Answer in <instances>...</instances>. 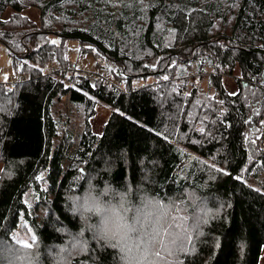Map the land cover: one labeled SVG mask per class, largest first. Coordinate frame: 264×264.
<instances>
[{"label":"trees","instance_id":"16d2710c","mask_svg":"<svg viewBox=\"0 0 264 264\" xmlns=\"http://www.w3.org/2000/svg\"><path fill=\"white\" fill-rule=\"evenodd\" d=\"M67 40L114 62L118 84L71 73ZM0 42L20 76L0 84V162L13 166L0 175V264L17 239L50 264L49 250L80 228L66 193H83L89 176L130 192V207L142 192L176 197L169 241L144 248L141 264L260 263L264 0H0ZM55 62L66 70L45 73ZM227 69L240 71L237 100L202 83ZM63 97L82 108L74 128L56 121ZM98 102L113 109L101 134ZM84 239L72 264H121L117 249Z\"/></svg>","mask_w":264,"mask_h":264},{"label":"clouds","instance_id":"9594fccd","mask_svg":"<svg viewBox=\"0 0 264 264\" xmlns=\"http://www.w3.org/2000/svg\"><path fill=\"white\" fill-rule=\"evenodd\" d=\"M130 196L124 188L97 185L91 176L83 193H66L72 215L80 218V228L69 229L64 234L65 242L49 250L50 264H72L87 244L86 232L117 249L121 264H141L145 249L139 241L147 238L154 225L164 221L163 209L158 198L147 192H142L139 203L130 207ZM6 264H40L39 254L18 247L7 257Z\"/></svg>","mask_w":264,"mask_h":264},{"label":"rangeland","instance_id":"374dc122","mask_svg":"<svg viewBox=\"0 0 264 264\" xmlns=\"http://www.w3.org/2000/svg\"><path fill=\"white\" fill-rule=\"evenodd\" d=\"M24 14L35 20L36 22L40 21V11L37 8H28L24 11ZM52 40L57 41V43L60 44V41L56 38H52ZM67 46V57L70 62L69 68L71 69V73H74L77 75H85V77L89 80H93V77H99L102 79H105L108 83H115L118 84L114 74L117 69V65L114 62L108 61V60H102V59H96L92 54L90 53H83L80 48V44L76 40H67L66 41ZM100 62L101 65L97 66V63ZM57 69V71H54V69ZM66 69H63L57 62L50 64L47 66L44 71L45 73H53V72H63ZM53 71V72H52ZM90 75V76H88ZM210 78L211 80H209ZM240 71L237 69L234 74L231 73V69H227V71L223 74V76H218L217 74H211L207 73L202 77L203 84L206 85L208 82H212L213 85L217 89H219L221 92H223L224 96H226L229 100H237V97L240 93ZM20 80V76L18 74V71L13 66L12 58L8 53V49L5 45H3L0 42V84H6V85H12L15 82H18ZM153 81V80H152ZM149 81V82H152ZM140 85V84H139ZM252 109H256L259 106H256L255 104H251ZM54 115L56 117V121L60 122L61 127H66V129L74 128V126H78L83 121V112L82 108L78 105L72 104L69 101V98L63 97L60 100H55L54 104ZM113 109L103 103L98 102L97 104V112L92 117L93 121V128L95 132L101 134L104 124L108 121L110 115L112 114ZM250 117V114H248ZM235 119V118H234ZM68 120V124H64L65 121ZM237 120V119H235ZM232 123V120H231ZM218 129H213L210 131V135L207 138L203 148L199 151V154L201 156H207L212 154L214 145L211 143V135L216 133ZM248 135V131H245ZM262 147L264 148V137L262 138ZM13 166L10 164H4L0 162V175L2 170L5 169H12ZM264 179V178H263ZM155 197V196H154ZM158 198V203L160 205V208L163 209V216L164 221L162 223L156 224L151 229L149 235L147 238H141L139 241L140 246L143 248L149 249L154 248L155 246H158L161 242H167L169 241V237L167 235V226L169 225L173 215L171 212H173L176 208L175 205L177 204L176 197H156ZM140 200L139 198H136L134 200V205L138 204ZM212 210L208 211V214L211 216H216L217 214H212ZM175 215L177 213H174ZM158 233V234H157ZM22 237V235H18V237ZM173 236V234H172ZM176 236V235H175ZM24 239V237H23ZM135 242V241H134ZM159 242V243H158ZM165 248L167 249L168 244H165ZM9 256V255H8ZM7 260V259H6ZM6 260L3 258V264H6ZM264 264V250L262 253V256L260 258V263Z\"/></svg>","mask_w":264,"mask_h":264},{"label":"snow or ice","instance_id":"6c2138e0","mask_svg":"<svg viewBox=\"0 0 264 264\" xmlns=\"http://www.w3.org/2000/svg\"><path fill=\"white\" fill-rule=\"evenodd\" d=\"M53 44L57 43V41L53 40L52 41ZM165 79H167V77H164ZM201 131H203V129H201ZM227 174V173H225ZM41 177H38V179H40ZM236 179H241V177H236ZM158 234V233H157ZM36 236L33 234L32 237H31V240L34 242L36 241ZM16 243L19 244L21 247H24V248H31L33 246L32 243H29L27 241H24V240H21V239H17L16 240ZM157 257H159V253L156 254Z\"/></svg>","mask_w":264,"mask_h":264},{"label":"built area","instance_id":"2783aa9c","mask_svg":"<svg viewBox=\"0 0 264 264\" xmlns=\"http://www.w3.org/2000/svg\"><path fill=\"white\" fill-rule=\"evenodd\" d=\"M54 71H57V69L55 68ZM258 86V85H257Z\"/></svg>","mask_w":264,"mask_h":264}]
</instances>
